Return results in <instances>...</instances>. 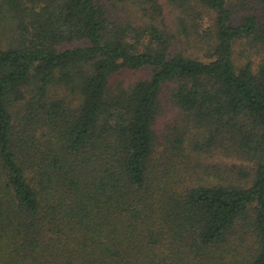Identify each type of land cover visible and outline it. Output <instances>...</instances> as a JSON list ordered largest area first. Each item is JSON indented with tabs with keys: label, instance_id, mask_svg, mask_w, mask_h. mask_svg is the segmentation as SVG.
<instances>
[{
	"label": "trees",
	"instance_id": "trees-1",
	"mask_svg": "<svg viewBox=\"0 0 264 264\" xmlns=\"http://www.w3.org/2000/svg\"><path fill=\"white\" fill-rule=\"evenodd\" d=\"M0 264H264V0H0Z\"/></svg>",
	"mask_w": 264,
	"mask_h": 264
},
{
	"label": "rangeland",
	"instance_id": "rangeland-1",
	"mask_svg": "<svg viewBox=\"0 0 264 264\" xmlns=\"http://www.w3.org/2000/svg\"><path fill=\"white\" fill-rule=\"evenodd\" d=\"M164 106L166 107V111H171V112H169V114L163 115L164 118L160 116L159 129L162 133L169 135L172 134L171 131L173 132V130H176L177 127L179 128L183 120L178 118L175 111L170 108L167 102L166 103L164 102ZM209 160L213 161V158L209 157Z\"/></svg>",
	"mask_w": 264,
	"mask_h": 264
}]
</instances>
